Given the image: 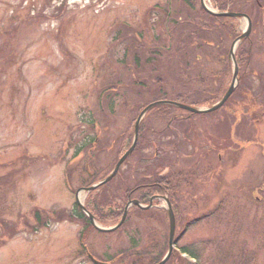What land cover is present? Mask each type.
<instances>
[{
    "label": "rangeland",
    "instance_id": "obj_1",
    "mask_svg": "<svg viewBox=\"0 0 264 264\" xmlns=\"http://www.w3.org/2000/svg\"><path fill=\"white\" fill-rule=\"evenodd\" d=\"M166 3L0 0V264H92L84 255L85 246L98 262L114 264L110 260L122 255L116 264H126L127 253L136 256L132 264H138L144 263L137 253H144L146 240L159 243L164 237L167 220L161 229L156 218L146 224L128 217L119 231L104 234L85 228L81 220L37 229L33 212L38 209L48 216L55 212L71 220L72 190L88 186L89 180L99 182L130 150L137 118L149 104L175 100L179 95V103L205 107L218 96L209 93L214 87L211 77L213 72L228 70L226 58L233 40L224 39L228 30H220V39L210 29L193 35L192 28H199L192 26L187 36L177 32L172 41L174 19H168ZM203 17L198 11L189 20L199 22ZM252 17V40L264 50V30L257 28L262 19L256 14ZM235 27L242 36L247 21L235 20ZM184 42L185 60L181 61L179 45ZM197 42L200 47L194 49ZM256 62L253 72H262L263 82L264 57ZM252 93L248 104L254 95L262 97L254 100L257 108L252 110L253 102L249 104L247 111L253 113L248 112L252 116L247 118L232 112L230 102L211 114L189 115L174 106H160L145 115L141 138L130 159L161 162L152 158L151 144L154 139L158 142L160 132L170 142L159 146L161 151L167 149L163 154L179 152V168L169 161L173 164L168 169H179L182 223L178 234L185 237L174 251L179 257L167 264H195L182 250L200 248L208 240L221 242L233 259L264 264V92ZM172 117L179 121H170ZM172 122L178 127L168 128ZM94 138L98 144L91 146ZM210 147L214 153L209 157ZM219 152L223 153L221 162ZM78 153L83 155L73 159ZM87 153L100 154L104 172L95 174L98 170L93 164L98 160ZM84 164L90 170H84ZM126 165L107 186L91 194L80 193L81 202L87 196H103L97 220L100 227L113 226L121 217L126 193L114 192L119 181L149 171L144 162L133 174L132 163ZM77 169L83 172L81 179ZM221 204L230 209L224 220H199ZM29 226L35 232H29ZM15 227L17 234L11 239ZM212 253L210 249L205 255L212 257ZM237 260L234 264H241ZM213 262L231 264L219 258Z\"/></svg>",
    "mask_w": 264,
    "mask_h": 264
},
{
    "label": "flooded vegetation",
    "instance_id": "obj_2",
    "mask_svg": "<svg viewBox=\"0 0 264 264\" xmlns=\"http://www.w3.org/2000/svg\"><path fill=\"white\" fill-rule=\"evenodd\" d=\"M198 2H199V5L201 7V10L199 9V7L197 5ZM206 3L209 4L210 8L217 10L218 12H226L228 14L235 16V17H222L221 18V17L211 16L204 9V7L206 6ZM166 7H167L166 12L168 15V19L171 17H173V19H174L172 21V24L169 21V23L173 26V31H172V33H170L172 41H173V35H175L177 37V32H179V33L184 32V35L187 36L186 30L189 29V31H190L192 26H198L197 28H199L198 31H196L197 29L194 30L192 28V30L190 32L193 35L201 33L200 30L205 31L206 29H210V30H213L214 32H216L217 30L220 31L222 29V31H224V30H227L228 28L229 29L232 28L234 30V32L236 33V36H237L236 38H238L240 36V33L237 32V30H236L235 20L245 19V21H247V19L245 17H248L251 21V26L254 28V24H253L254 19L252 17L253 14H256L259 17V19H262V21L260 22V26H257V28H259V29L263 28V30H264V0H167ZM198 11L204 17L199 22L189 20V17L194 18L195 14ZM249 11L251 13L250 15L248 14ZM238 15L240 17H236ZM261 25H263V27H261ZM184 26H187L186 29L184 28ZM250 32H251L250 36L248 37V40H249L248 47L253 52V54H255L254 55L255 60L257 59V61H258V57L259 58L263 57L264 50L259 49L258 47L255 46V44H254L255 41L252 40L253 39L252 35L254 34L253 30ZM199 38H201V36H199ZM234 40L235 39H233L232 41H234ZM176 43H179L178 38H177ZM185 45H186L185 42L183 45H181L183 47H181L179 45V58L181 61L185 60V59H183L184 53H185ZM193 47H195L194 49L199 48L200 47L199 42L193 43ZM214 47L218 48V45H216ZM239 48H240V46H239ZM239 48H238V50H239ZM238 50H237V52H238ZM237 52H236V54H237ZM225 55H223V57H225ZM260 55H262V57H260ZM227 56L228 57L226 58V62H227L226 65L230 71L223 69L221 71H216V72L212 73L213 77H211V78H212V81H213L212 84L214 87L212 88V90H210V92H209L210 95H215L216 93L219 94L223 90H225V92H226L228 90V88L230 87V86L228 87V82H229L230 78L232 77L231 67L229 65L230 50L228 51ZM185 58L187 59V52L185 54ZM227 59H228V61H227ZM242 81H244V82L242 83ZM249 81H251V85H253V86L255 85L254 87L258 88L262 82L261 75L260 74L258 75L254 72H252L250 75H248L245 73H241V71H239L238 88L236 89V92L232 95V97L230 98L231 100L229 99L230 103L232 104L231 111L236 113V114L245 116L246 118L249 115L252 116V114H249L248 112L253 113L252 110L257 108V104L254 102V100L257 99L259 101V99L262 97L261 95L260 96L254 95L253 97H255V98L254 99L252 98V100L249 103L251 105L253 102V104L251 105L252 110L247 111V109L249 108L248 99L250 96H252V94H253L252 92L254 90H256V91L262 90L264 92V89H257V88L249 89L248 88ZM177 94H179V93H177ZM178 97H179V95H176L175 100H171V101L177 102L176 99ZM162 98H166V97H162ZM163 100H168V99H163ZM226 106H227V104H225V106L223 108H225ZM170 121H173V122L179 121V117H172L170 119ZM173 122L171 124L167 125L168 128H172L173 125L178 127L179 124H175ZM218 123L219 122L216 121V124L214 125V127H216L218 125ZM235 125H236V127H238L240 124H235ZM215 129H218V127H216ZM183 131H184V129H183ZM153 134H156V132H153ZM185 134H187V132ZM139 137L141 138L140 131H139ZM164 138L166 139V138H168V136H165L162 132H160L158 142L156 139H154L151 143L152 148H153L152 158H154L155 160L160 159L161 162L154 161V160H153L154 162H149V161H152V159L148 161L145 158H141V159H137V158L133 159L132 158L133 160L132 159L128 160L127 165H128V163L129 164L132 163V166H133V168L131 169L132 174L134 172L135 173L137 172V170H138L137 167L139 166V164L141 162H144V164H145L144 167H147L149 169V171H146L143 176L139 175L138 177H136V175H134V174L130 175V176L128 175L127 178L119 181V184L117 185V187L114 190V192H116V193L120 192L121 190L123 191L124 194L126 193L124 195V198H123V204H125V205H124L123 212L121 213L120 219L122 218V216L125 212V208L131 204V209L128 212L127 220H128V217H129V220L138 218L139 220H145L146 224H148L147 220H150L153 222L154 218H156V220L158 221V225L161 227V229H162V225H163V220H167V223H168L166 230L164 232V237L162 238V240H160L159 243L153 242V239H151V241L146 240L147 244L145 245L146 250L143 251L144 253L140 254V255L138 254L139 252L137 253V255L140 256V259L142 257L141 261H144V263L140 262L138 264H159L167 255L168 249H169V235H170V214H169L170 207L172 209V212H173V215H174V218L176 221V233H175V240H174V249L172 251V255H171V258L169 261L176 260L177 257H179V256H176V254L174 252V251H177V247L179 245V234H178V232H179V169H176L175 172L170 171L168 169V165L171 164V166H172V164H173V163H168L169 161H175L176 167L179 168V163H178L179 162V152H176V153L169 152V153L163 154L164 152L167 151V149H165V151H161L159 149V146L162 144L167 146V144L170 143V142H168V143L165 142ZM213 138L216 140V136H213ZM93 140H92L91 146H93ZM211 145H212V142L209 143L207 149ZM200 148H202V147H200ZM83 149H85V148H83ZM198 149L199 148H196V153H198V151H199ZM223 149L225 150V148H223ZM209 153H214V151L213 152L211 151V147L209 149V152H207L206 155L209 156L210 155ZM78 155L81 156L83 154L78 153L74 156L73 159H76L75 157H79ZM86 155L91 156L92 160H98L97 163L93 164L94 170H98V172L95 173L96 175L100 174L101 172H104V166L105 165L103 163V160L100 158V154H98V155L94 154L95 156H93V157L91 154H88V153ZM222 156H223L222 152H219V154L217 153V157H218V160L220 162L223 159ZM84 157H85V155H84ZM131 160H132V162H131ZM85 167H86V170H88V169L90 170L88 164H84V166H83L84 170H85ZM157 168H162L163 171L160 170L158 173L157 171H155V169L157 170ZM81 172L82 171L77 169L76 174L79 177V179H81V175L83 174V172L82 173ZM66 176H67V174H66ZM76 180H78V179H76ZM91 181H94V182H91ZM95 182H96V180H89V182L87 184L88 186L80 187L76 191L72 190V193H74V201H75V204H74L73 209H72L73 215L75 214V215L80 216L82 213L79 205L77 204V193L79 194L82 190H84V188L85 189L88 188L89 186L92 185V183L95 184ZM129 186H132V188L129 189ZM125 187H128V190H125ZM97 191H95V192H97ZM102 197H103L102 195L96 194L94 197H90V198H89V196H87V198H85V200H84V203L87 207V210L91 214H93V216L95 217L96 220L100 219L99 218L100 215L98 214V211L100 210V206L102 204L101 203ZM115 199H117V198H115ZM137 202L141 206H144L146 209H141L139 206H137L136 205ZM75 215H74L75 218L70 217V219L71 220H88L86 216H85V219H83V218L77 217ZM150 235L151 234H148V237ZM84 251H85V247H84ZM121 256L122 255L114 257L113 259L110 260V263L113 262L115 259H117V262H119V257H121ZM124 256H125V259H127L126 264H128L131 257L134 258L131 261V264H132V262L135 263L136 256H131L130 254H127V253H125ZM156 260L157 261L159 260V261L157 262Z\"/></svg>",
    "mask_w": 264,
    "mask_h": 264
},
{
    "label": "trees",
    "instance_id": "obj_3",
    "mask_svg": "<svg viewBox=\"0 0 264 264\" xmlns=\"http://www.w3.org/2000/svg\"><path fill=\"white\" fill-rule=\"evenodd\" d=\"M223 8V7H222ZM228 30V32L226 33L225 32V34H224V36H225V38L224 39H228V38H230V39H236V33L234 32V30L231 28V30H229V29H227ZM197 31V30H196ZM217 32V34L216 35H218V37L221 39H223V37H222V35H221V33H220V31H216ZM223 32V31H222ZM201 33H203V32H201ZM248 42H249V40H247V41H245V42H243L242 43V45L240 46V48H239V50H238V52H237V54H236V60H237V64H238V66H239V71H241V73H245V74H248V75H250L252 72H253V63H254V61H255V57H254V55L255 54H253V52L250 50V48L248 47ZM202 47V46H201ZM263 57H264V55H263ZM261 58H259V61H261L260 60ZM229 65H230V67H231V64H230V62H229ZM255 67V66H254ZM228 71H230L229 69H228ZM227 71V72H228ZM258 74H260L261 76H262V72H259ZM250 78V77H249ZM244 81H242V83H243ZM248 88L249 89H252V88H257V87H254L253 85H251V81H249V85H248ZM258 89H264V81L263 82H261V86L258 88ZM225 93V90H223V91H221L219 94H218V96H215L213 99H212V101H211V104H210V106H212V105H214L216 102H218L221 98H222V96H223V94ZM181 97H184L185 98V96H183V95H181ZM180 103H182V102H180ZM192 106H195L194 104L192 105ZM95 141H96V139L95 140H93V145H94V143H95ZM90 142H92V140L90 141ZM91 144V143H90ZM140 144V143H139ZM97 181V180H96ZM235 209V208H234ZM230 209H229V206H226V205H219L217 208H216V210L214 211V213L213 212H211V213H209V214H207V216L206 217H202V218H200L199 220H201V222H206V221H209V220H212V219H214V221L216 220H224V217L227 215H225V213H229L230 211H229ZM42 214H44L43 216H41ZM33 215L35 216V218H36V227H37V229H45V228H47V227H49V225H51V224H56V223H58V224H60V223H63V222H65V221H69V222H74L75 220H63V217L62 216H60L59 214H57V213H55V212H53L52 213V216H48V215H46V213L45 212H42V211H40V210H38V209H36L34 212H33ZM75 215V214H74ZM74 215L73 214H71V217H74ZM45 216V217H44ZM75 216H77V217H80V218H83V219H85V216L81 213V215L79 216V215H75ZM44 217V218H43ZM56 218V219H58V220H52L53 218ZM43 218V219H42ZM75 218V217H74ZM22 219V218H21ZM24 219V218H23ZM198 220V221H199ZM76 221H80V220H76ZM119 220H117L116 221V223L118 222ZM182 221V215H181V213H180V211H179V222H181ZM198 221H196V222H198ZM236 220H233V222H235ZM25 222V221H24ZM81 222H83L82 224H84L85 225V228H86V226L90 229V230H92L93 228L91 227V225L89 224V222L87 221V220H81ZM115 223V224H116ZM182 223V222H181ZM28 223H26V225H27ZM114 224V225H115ZM234 224H236V225H238L239 224V221L237 222V223H234ZM29 225V224H28ZM109 225V224H108ZM230 227V226H229ZM14 231H16V227L14 228ZM29 232L31 231V232H35V228H33V227H31V226H29V230H28ZM241 230L240 229H238L237 231H236V233H239ZM17 234V231L16 232H14V233H11V236H9V238H13L15 235ZM84 233H82V236H81V238L83 239L84 237H85V235H83ZM184 236V235H183ZM182 235H179V243H180V241L185 237H183ZM264 244V243H263ZM4 245V244H3ZM226 248L228 249L229 248V245H227L226 246ZM212 250L213 251V253H212V257H210L209 255L207 256V255H205V253L206 252H208V250ZM182 252L184 253V254H188L192 259H194L195 261H196V263L195 264H214V260L215 259H218L219 258V260L222 262V261H225V262H227V263H231V264H234V260H237V259H233V257H231L229 254H227V252L225 251V247H223V245H222V243L221 242H219V241H216V240H208V241H204L203 242V244L201 245V247L200 248H197L196 249V247L195 248H193V249H189V250H186V249H183L182 250ZM244 257V256H243ZM242 257V258H243ZM241 258V259H242ZM237 261H239L241 264H250L249 262L248 263H246V262H241L240 260H237Z\"/></svg>",
    "mask_w": 264,
    "mask_h": 264
},
{
    "label": "water",
    "instance_id": "obj_4",
    "mask_svg": "<svg viewBox=\"0 0 264 264\" xmlns=\"http://www.w3.org/2000/svg\"><path fill=\"white\" fill-rule=\"evenodd\" d=\"M211 14L215 15V16H218V17H235L231 14H227V13H212L210 12ZM236 17H240L239 15L236 16ZM247 18V17H245ZM248 20V29L246 30V32L239 38L237 39L233 46H232V50H231V59L234 63V76H233V81H232V86L231 88L228 90V92L226 93V95L223 97V99L221 100V102L219 104H217L216 106L212 107V108H209V109H198V108H191L189 106H185V105H181V104H177L175 102H158V103H154L150 106H148L139 116L138 120H137V123H136V127H135V136H134V141H133V144L130 148V150L121 158V160L119 161V163L117 164V166L115 167L114 171L112 172V174L110 176H108L105 180H103L101 183L89 188L86 190V192H91L95 189H97L98 187H101L105 184H107L109 181H111L118 173L121 165L125 162V160L131 155V153L134 151L135 147H136V144H137V140H138V132H139V126H140V123L141 121L143 120L144 116L153 108L157 107V106H174V107H177L179 109H182V110H185V111H188L190 112L191 114H195V115H201V114H207V113H211V112H214V111H217L219 108H221L225 103L226 101L229 99V97L232 95V93L234 92L235 90V87L237 85V79H238V67H237V64L235 62V57H234V51H235V47L236 45L240 42V41H243L245 39H247V37L249 36L250 34V31H251V22L250 20L247 18ZM137 204V203H136ZM138 205V204H137ZM82 209L85 211L84 207L82 206ZM127 209L125 211V214H124V217L122 218V220L114 227L112 228H105V227H100L96 222L95 220H93V217L88 214L89 218H90V221L92 223V226L97 230V231H100V232H104V233H111V232H114L116 230H118L125 222V219H126V216H127ZM169 214H170V239H169V252L167 254V256L165 257V259L160 263V264H166V262L169 260L170 256H171V253H172V247H173V240H174V236H175V219H174V215H173V212H172V209L170 207L169 209ZM95 263H98L95 261ZM98 264H101V263H98Z\"/></svg>",
    "mask_w": 264,
    "mask_h": 264
}]
</instances>
